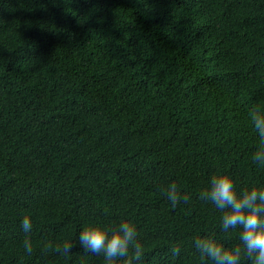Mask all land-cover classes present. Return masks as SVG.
Instances as JSON below:
<instances>
[{"label": "trees", "instance_id": "16d2710c", "mask_svg": "<svg viewBox=\"0 0 264 264\" xmlns=\"http://www.w3.org/2000/svg\"><path fill=\"white\" fill-rule=\"evenodd\" d=\"M254 108L264 0H0V264H106L79 233L122 222L140 264H214L194 241L241 229L199 196L219 174L264 188Z\"/></svg>", "mask_w": 264, "mask_h": 264}, {"label": "clouds", "instance_id": "9594fccd", "mask_svg": "<svg viewBox=\"0 0 264 264\" xmlns=\"http://www.w3.org/2000/svg\"><path fill=\"white\" fill-rule=\"evenodd\" d=\"M250 119L262 144L252 159L264 165V114L259 108H254ZM209 183L210 187L200 193L199 199L210 201L223 213V232L241 229L240 244L234 248H226L214 238H199L194 241V247L214 264H241L242 257H246L250 264H264V188L253 186L238 192L234 179L227 174L213 175ZM167 196L173 207L181 200L185 203L189 201L187 195H180L176 183L169 185ZM21 226L25 233L31 232L29 215L23 217ZM137 235L136 226L129 222H122L114 228L97 223L86 225L79 233L78 241L85 253L103 255L106 264H117L118 260H123V264H140L144 249L137 241ZM23 246L27 254H32L33 244L30 238L24 239ZM73 247V244L65 242L62 247L57 246L55 251L67 256L72 253ZM171 253L173 257L179 256L180 248L173 247Z\"/></svg>", "mask_w": 264, "mask_h": 264}]
</instances>
